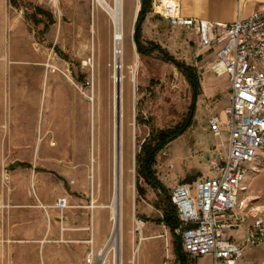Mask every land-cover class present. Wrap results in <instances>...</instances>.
I'll use <instances>...</instances> for the list:
<instances>
[{
	"label": "rangeland",
	"instance_id": "374dc122",
	"mask_svg": "<svg viewBox=\"0 0 264 264\" xmlns=\"http://www.w3.org/2000/svg\"><path fill=\"white\" fill-rule=\"evenodd\" d=\"M154 4L140 22V44L159 47L194 72L200 86L191 125L155 157L162 192L137 177L135 156L152 130L183 124L193 92L177 64L159 53H136L133 0H123L119 65L111 20L93 0H0V264H95L102 248H112L104 264H115V255L116 264L185 259L178 233L162 221L165 200L178 183L212 176L211 163L224 155L226 133L212 136L207 118L224 108L228 81L214 69L216 48H200L196 36L171 27ZM116 106L124 192L114 235ZM23 193L32 208H44H13ZM58 198L67 200L64 211L55 207ZM240 198L248 215L253 209L264 214L263 162L249 167ZM140 235L148 239L140 242ZM210 263V256L196 261ZM237 264H264V244L244 247Z\"/></svg>",
	"mask_w": 264,
	"mask_h": 264
},
{
	"label": "built area",
	"instance_id": "2783aa9c",
	"mask_svg": "<svg viewBox=\"0 0 264 264\" xmlns=\"http://www.w3.org/2000/svg\"><path fill=\"white\" fill-rule=\"evenodd\" d=\"M173 1L160 15L171 27L196 36L200 48H216L221 66L216 72L228 81L224 108L207 118L212 136L226 133V151L211 163L212 176L178 183L170 191L178 220L175 232L185 264H196L203 256L211 257L210 264H236L244 247L264 244V214L252 216L240 243L231 236L248 216V205L240 198L248 169L264 163V13L255 11L232 23L209 22L181 16ZM55 207L64 211L67 200L58 198Z\"/></svg>",
	"mask_w": 264,
	"mask_h": 264
},
{
	"label": "trees",
	"instance_id": "16d2710c",
	"mask_svg": "<svg viewBox=\"0 0 264 264\" xmlns=\"http://www.w3.org/2000/svg\"><path fill=\"white\" fill-rule=\"evenodd\" d=\"M140 8L137 13V17L134 25L133 32V42L135 43L136 53L141 56H147L152 53H159L164 56V59L174 62L172 59L167 57L159 47L156 45L149 43L148 47H143L139 41V26L140 22H142L145 15L150 11V3L151 0H139ZM174 64H177L174 62ZM180 71H182L185 79L190 85L193 92V101L190 108V114L185 119L183 124L177 126L171 130H162V131H154L152 130L148 137L142 142L139 146V151L135 156V164H136V174L139 179H142L147 185H149L153 190L163 191V187L161 183L157 180L155 173L153 171V166L155 164V157L157 154L165 148L172 140L183 134L187 128L191 125V119L194 113V107L196 103V98L198 96V90H200L199 82L197 80V76L194 72H192L188 68H183L181 65H176ZM18 164V163H17ZM26 167V165H25ZM165 208L163 212V223L167 227H170L172 230L178 227V220L176 216V211L174 207L171 205L169 200V195L165 200ZM179 247L177 248L178 252ZM182 264H185V259L181 257Z\"/></svg>",
	"mask_w": 264,
	"mask_h": 264
},
{
	"label": "bare ground",
	"instance_id": "6f19581e",
	"mask_svg": "<svg viewBox=\"0 0 264 264\" xmlns=\"http://www.w3.org/2000/svg\"><path fill=\"white\" fill-rule=\"evenodd\" d=\"M155 1V8L157 13H162L163 10L167 6H171L174 4L173 0H154ZM94 4L97 6V9H100L104 12L111 20L112 23V58L116 64H121L123 60V30H122V12H123V0H93ZM139 5L138 0H133V16L132 22L135 20L136 14L138 12ZM95 18H96V7L94 6L93 9V32L95 30ZM135 61L134 66L136 64V57L137 55L134 54ZM121 68H116V76L113 77L114 82L118 84L117 75H119V70ZM214 69L217 72L221 71V66L215 64ZM116 104V103H115ZM116 119L114 123V161H113V189L112 195L110 197V213H111V222L112 228L111 231L114 235L119 232L120 227V215L122 213V204H123V192H124V184H123V157H122V148H121V121H120V111L119 106L115 107ZM94 173V172H93ZM93 186V185H92ZM129 189V185L127 186ZM39 208H44L40 205ZM109 213V214H110ZM144 225V224H143ZM155 238V237H151ZM148 238L143 237L140 235V242H143ZM42 243H45L42 241ZM109 243V242H108ZM107 243V245H108ZM113 244H115V238L113 239ZM105 246L108 247V246ZM112 251V248L108 249H100L96 254L95 264H104L105 258L107 254ZM243 254V253H242ZM119 262V258H116L115 255V264Z\"/></svg>",
	"mask_w": 264,
	"mask_h": 264
},
{
	"label": "crops",
	"instance_id": "0c3cea01",
	"mask_svg": "<svg viewBox=\"0 0 264 264\" xmlns=\"http://www.w3.org/2000/svg\"><path fill=\"white\" fill-rule=\"evenodd\" d=\"M175 1L178 4V11L181 16L209 21V22L232 23L236 20L247 18L255 11H262L264 13V0H175ZM24 183L26 185V182ZM35 185L37 186L36 180L34 179L32 181V186L35 187ZM24 193L20 195L21 199L18 202V204L20 205L14 206L13 208L15 209L29 208L35 210L40 209V208H32L36 206L31 205L33 204V202H30L29 196ZM37 202L40 201L37 200ZM249 214L251 215H248L246 217L243 227L231 231V236L235 242L240 243L243 240L246 229L251 225L253 221L252 216L258 214V212H256L255 209H253V211H251ZM260 214L263 213L260 212ZM240 231H242V234L238 238H236L235 234H237ZM238 261L236 262V264L238 263Z\"/></svg>",
	"mask_w": 264,
	"mask_h": 264
}]
</instances>
